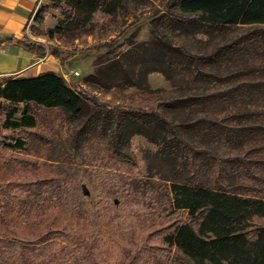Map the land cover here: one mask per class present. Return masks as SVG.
I'll return each mask as SVG.
<instances>
[{
	"label": "trees",
	"instance_id": "trees-1",
	"mask_svg": "<svg viewBox=\"0 0 264 264\" xmlns=\"http://www.w3.org/2000/svg\"><path fill=\"white\" fill-rule=\"evenodd\" d=\"M49 1L61 18L44 27L48 5L40 4L30 25L48 39L93 34L97 11L111 16L146 2ZM159 1L165 10L151 40L99 62L81 86L52 71L0 83V264H102L112 244L129 242L118 231L124 224L148 242L144 227L136 234L137 217L114 214L108 197L118 182L105 166L88 174L94 218L82 187L87 164L52 159L64 143L75 155L95 148L133 166L135 134L154 143L179 175L163 184L157 204L171 216L152 245L164 252L163 264H264V0ZM6 41L61 57L26 36ZM151 72L180 83L151 89ZM83 86L135 87L158 103L146 110L110 105ZM40 109L66 117H51L46 131Z\"/></svg>",
	"mask_w": 264,
	"mask_h": 264
},
{
	"label": "rangeland",
	"instance_id": "rangeland-1",
	"mask_svg": "<svg viewBox=\"0 0 264 264\" xmlns=\"http://www.w3.org/2000/svg\"><path fill=\"white\" fill-rule=\"evenodd\" d=\"M41 4L48 5L43 26L53 27L57 19L62 16L60 9L50 6L49 0H43ZM62 7H66V5L63 3ZM164 10L163 2L146 0L138 7L130 5L128 8L119 9L116 14L111 16L97 11L92 21L93 34L82 35L74 39L59 37L48 39L39 36L30 29V25L33 23L31 20L28 25V38L48 47L57 48L62 52L60 59H57L60 64L62 62L61 66L65 74L63 78H67L69 84L77 88L84 83L89 74L93 73L97 67L102 66L99 62L114 59L132 45L150 41L152 38L151 28L155 26V17ZM241 28L237 30L242 31ZM2 77H0V81L6 79V77H3L4 79ZM147 82L151 89L170 88L173 84L180 83V81H168L157 72L149 73ZM82 89L89 97H95L99 102L115 106L146 110L155 109L158 103L156 98H146L141 95L135 87L124 86L93 90L89 86H83ZM87 105H91L89 100H87ZM37 112L38 117H42V123H46V131L51 130L49 123L51 117H66L57 111L40 109ZM66 126L67 124L64 123L63 127L66 128ZM131 145L134 160L133 166L128 167L102 158L95 148L88 150L86 157L75 155L64 143L53 153L52 159L58 162L68 160L76 164H87L83 166L86 171L83 173L82 187L94 218H97L98 214L95 208L96 197L88 174L95 166H105L118 182L108 197L113 203L114 214L120 217H137L140 222L139 226H141L138 228L139 230H136V234L139 233L141 236V230L144 227V234L149 235L148 242L140 241L135 236H131L133 232L131 227L124 224L118 231L119 234L126 235V240L129 242L112 244L109 250L103 252L104 256L100 257L102 264H129L133 260H141L144 264H163L162 255L164 252L153 246L154 243L160 241L159 231L170 223L171 216H168L166 211H162L164 207L160 206V208L157 204L162 201L163 184L167 183V179H174L179 175L174 170L173 163L159 154L157 146L142 135H133ZM41 170L48 172L50 169L48 166H41ZM135 256L136 258H134ZM170 261L169 258L166 264H170Z\"/></svg>",
	"mask_w": 264,
	"mask_h": 264
},
{
	"label": "crops",
	"instance_id": "crops-1",
	"mask_svg": "<svg viewBox=\"0 0 264 264\" xmlns=\"http://www.w3.org/2000/svg\"><path fill=\"white\" fill-rule=\"evenodd\" d=\"M42 2L43 0H0V75H5L3 77H34L48 71L65 77L56 57L48 53H30L23 47L6 41L7 38L28 37V25ZM65 80L69 83L67 78Z\"/></svg>",
	"mask_w": 264,
	"mask_h": 264
},
{
	"label": "built area",
	"instance_id": "built-area-1",
	"mask_svg": "<svg viewBox=\"0 0 264 264\" xmlns=\"http://www.w3.org/2000/svg\"><path fill=\"white\" fill-rule=\"evenodd\" d=\"M0 48H1V45H0ZM0 77H2V75H0Z\"/></svg>",
	"mask_w": 264,
	"mask_h": 264
}]
</instances>
